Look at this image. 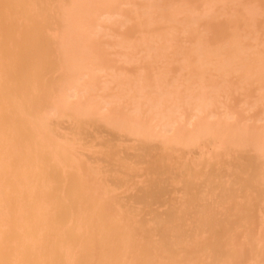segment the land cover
I'll return each instance as SVG.
<instances>
[{
  "label": "bare ground",
  "instance_id": "bare-ground-1",
  "mask_svg": "<svg viewBox=\"0 0 264 264\" xmlns=\"http://www.w3.org/2000/svg\"><path fill=\"white\" fill-rule=\"evenodd\" d=\"M0 264H264V0H0Z\"/></svg>",
  "mask_w": 264,
  "mask_h": 264
}]
</instances>
